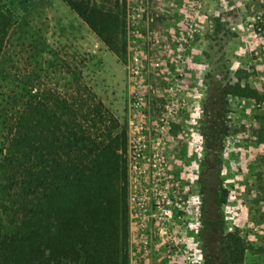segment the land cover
<instances>
[{
    "label": "rangeland",
    "instance_id": "obj_1",
    "mask_svg": "<svg viewBox=\"0 0 264 264\" xmlns=\"http://www.w3.org/2000/svg\"><path fill=\"white\" fill-rule=\"evenodd\" d=\"M89 1L123 12L116 51L63 0H0L11 19L0 49V232L18 217L12 186L17 159L8 150L11 122L29 99H71L84 88L124 130L134 113L150 136L155 129L172 132L177 124L191 153L200 131V259L192 221L184 235L170 231L166 247L152 252L146 264H221L215 241L220 228L243 240L241 264H264V143L252 134L264 103L227 97V132L218 149L205 148L202 134L212 108L221 104L214 95L221 83L239 81L264 92V0ZM134 91L142 97L138 107ZM217 184L226 191L220 204Z\"/></svg>",
    "mask_w": 264,
    "mask_h": 264
},
{
    "label": "trees",
    "instance_id": "obj_2",
    "mask_svg": "<svg viewBox=\"0 0 264 264\" xmlns=\"http://www.w3.org/2000/svg\"><path fill=\"white\" fill-rule=\"evenodd\" d=\"M63 1L115 50L123 12L89 0ZM10 21L0 10V49ZM216 88L221 104L212 108L202 134L205 148L218 149L227 132L226 98L264 103V92L239 81ZM77 94L29 99L8 128V150L17 159L12 186L18 217L0 232V264H128L126 133L90 89L78 88ZM255 121L252 134L264 143V114ZM215 188L220 204L226 191ZM216 237L221 264H241L240 236L220 228Z\"/></svg>",
    "mask_w": 264,
    "mask_h": 264
},
{
    "label": "flooded vegetation",
    "instance_id": "obj_3",
    "mask_svg": "<svg viewBox=\"0 0 264 264\" xmlns=\"http://www.w3.org/2000/svg\"><path fill=\"white\" fill-rule=\"evenodd\" d=\"M181 126L174 125L172 132L153 130L143 151L152 155L155 164L150 168L148 183L155 182L161 190L159 204L166 208L165 218L151 222L154 229L152 242L162 250L166 247L170 231L184 235L187 226L193 221V231L197 240V253L201 256L202 243V169L201 141L194 144V152L188 149ZM193 165L191 166V161ZM193 172V175H192ZM193 189V206L190 204ZM154 205V204H153ZM153 209V208H152ZM151 209V210H152ZM192 218V220H190ZM188 221V223H187ZM191 229V226H189Z\"/></svg>",
    "mask_w": 264,
    "mask_h": 264
},
{
    "label": "built area",
    "instance_id": "obj_4",
    "mask_svg": "<svg viewBox=\"0 0 264 264\" xmlns=\"http://www.w3.org/2000/svg\"><path fill=\"white\" fill-rule=\"evenodd\" d=\"M132 10L134 17H138V9L132 7ZM132 96L133 105L138 107L141 95L134 91ZM127 123L125 166L128 256L132 264H146L152 252L159 251L158 245L152 242L154 229L151 222L162 221L166 208L158 201L162 196L161 190L155 182L148 183L150 168L155 165L151 161L152 155L143 151L150 137V129L142 121L140 113L129 115Z\"/></svg>",
    "mask_w": 264,
    "mask_h": 264
}]
</instances>
